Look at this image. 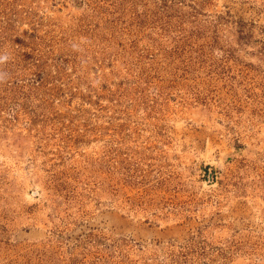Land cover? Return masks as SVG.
Segmentation results:
<instances>
[{
	"label": "rangeland",
	"instance_id": "374dc122",
	"mask_svg": "<svg viewBox=\"0 0 264 264\" xmlns=\"http://www.w3.org/2000/svg\"><path fill=\"white\" fill-rule=\"evenodd\" d=\"M0 264H264V0H0Z\"/></svg>",
	"mask_w": 264,
	"mask_h": 264
},
{
	"label": "clouds",
	"instance_id": "9594fccd",
	"mask_svg": "<svg viewBox=\"0 0 264 264\" xmlns=\"http://www.w3.org/2000/svg\"><path fill=\"white\" fill-rule=\"evenodd\" d=\"M3 59H6V57H4Z\"/></svg>",
	"mask_w": 264,
	"mask_h": 264
}]
</instances>
